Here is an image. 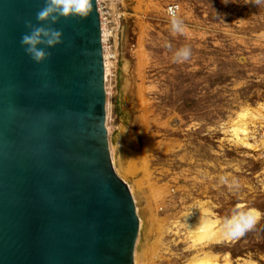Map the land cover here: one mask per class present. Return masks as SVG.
Wrapping results in <instances>:
<instances>
[{
  "label": "rangeland",
  "instance_id": "obj_1",
  "mask_svg": "<svg viewBox=\"0 0 264 264\" xmlns=\"http://www.w3.org/2000/svg\"><path fill=\"white\" fill-rule=\"evenodd\" d=\"M172 5L183 34L172 31ZM103 7L123 13L110 24L107 130L115 171L132 185L142 220L135 264H190L210 252L264 264V0H103ZM183 45L192 55L177 61ZM243 111L252 115L240 122ZM237 122L247 134L236 133ZM202 203L223 224L259 216L250 228L229 227V240L196 246L190 225Z\"/></svg>",
  "mask_w": 264,
  "mask_h": 264
},
{
  "label": "water",
  "instance_id": "obj_2",
  "mask_svg": "<svg viewBox=\"0 0 264 264\" xmlns=\"http://www.w3.org/2000/svg\"><path fill=\"white\" fill-rule=\"evenodd\" d=\"M44 0H0V264H135L140 220L106 126L97 0L53 25L35 63L20 44Z\"/></svg>",
  "mask_w": 264,
  "mask_h": 264
},
{
  "label": "clouds",
  "instance_id": "obj_3",
  "mask_svg": "<svg viewBox=\"0 0 264 264\" xmlns=\"http://www.w3.org/2000/svg\"><path fill=\"white\" fill-rule=\"evenodd\" d=\"M227 3L228 0H223ZM259 2V0H257ZM93 0H44L43 6L36 13L38 23L26 21L28 32L21 36L20 44L25 53L37 64H44L51 59L54 49L64 43V33L53 25L59 24L62 19L86 20L92 14ZM173 33L183 34L185 26L178 16L171 18ZM192 55L189 45L179 47L174 53L177 61H186ZM230 227L238 230L245 226L243 221L229 222Z\"/></svg>",
  "mask_w": 264,
  "mask_h": 264
},
{
  "label": "bare ground",
  "instance_id": "obj_4",
  "mask_svg": "<svg viewBox=\"0 0 264 264\" xmlns=\"http://www.w3.org/2000/svg\"><path fill=\"white\" fill-rule=\"evenodd\" d=\"M113 1L115 2V1H119V0H113ZM102 2H103V0H97L98 8H99V12L101 15V20H102V23H101L102 44H103L105 74H106V80H107V76H108L109 70H110L109 66L111 65L112 60L115 57V54L113 53L111 47L108 45L110 37L112 34L114 36V33L110 29L111 23L108 22L107 15L103 11ZM113 4L114 3H112V6L114 7L115 5H113ZM109 15L113 19L114 18L118 19L117 9L115 12L109 11ZM105 16H106V18H105ZM115 21L118 22V20H115ZM105 89H107V85L105 86ZM106 93H107L106 95H108V99L106 97V126H107V124L109 122L110 100H109L108 91ZM251 115H252V113H250L249 111L248 112L243 111L238 117L240 118V122H241V120L243 121L245 118H249ZM238 122L236 123V129H235L236 133L237 134H239V133L247 134V127H246L247 124L246 123L239 124ZM109 149H110L111 159L113 160L112 163L114 164L113 166L115 167L114 169L117 171V167L119 165L116 166V159L114 157L113 148L111 146H109ZM128 186H129L130 191L132 193L133 192L132 185L128 184ZM133 193H132V195H133L134 201L137 202L136 197ZM136 209L138 212V207H136ZM255 213H256L255 211H252L249 214H247L245 218L239 220V221H243V223L245 225L243 227V229L245 227L250 228L251 226L254 225L257 217L259 216V215H256ZM139 219H140V224H141L142 220H141V218H139ZM232 221H234V220H230L229 222H232ZM239 221L237 220V222H239ZM229 222H227L226 224H223V220L211 208L206 207L205 203H202L201 207H200L199 217L193 218V222L190 225V228H191L190 233H189L190 240L196 246L197 245L211 246V245L219 244L224 240H229L230 239V237L228 235V231H229L228 228L230 227ZM243 229H241V230H243ZM137 243H138V237H137L136 245H137ZM135 252H136V247H135V251H134V262H135ZM230 257H231V255L229 253L225 254V256L223 258H221V255L210 252V253H206L201 258L195 257L194 258L195 260H193L190 264H233V262L230 260Z\"/></svg>",
  "mask_w": 264,
  "mask_h": 264
},
{
  "label": "built area",
  "instance_id": "obj_5",
  "mask_svg": "<svg viewBox=\"0 0 264 264\" xmlns=\"http://www.w3.org/2000/svg\"><path fill=\"white\" fill-rule=\"evenodd\" d=\"M102 6H103V2H102ZM179 5H172V6H170L169 8H168V10H167V13H168V15L169 16H176L178 13H179ZM103 11H104V13L107 15V18H108V22L109 23H111L112 21H111V19H113L110 15H109V11L110 10H108V11H106L105 9H104V7H103ZM100 13V12H99ZM122 16H123V13H121V12H119L118 13V19H116V18H114V20H119V19H121L122 18ZM105 18H106V16H105ZM100 19H101V15H100ZM101 23H102V20H101ZM110 27H111V25H110ZM112 31H113V33H114V30H113V28H110ZM113 37V34L111 35V37L110 38H112Z\"/></svg>",
  "mask_w": 264,
  "mask_h": 264
}]
</instances>
